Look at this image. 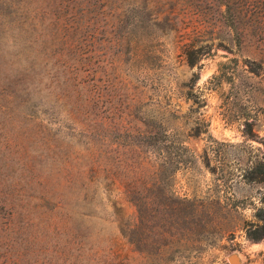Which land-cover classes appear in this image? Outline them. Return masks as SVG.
Wrapping results in <instances>:
<instances>
[{"label": "rangeland", "instance_id": "obj_1", "mask_svg": "<svg viewBox=\"0 0 264 264\" xmlns=\"http://www.w3.org/2000/svg\"><path fill=\"white\" fill-rule=\"evenodd\" d=\"M153 5L133 25L103 0H0V264H264V238L246 236L264 186L242 178L264 153V72L247 71L219 8L175 31L152 25ZM181 36L213 45L189 66ZM146 119L188 149L174 176L137 169ZM164 184L177 205L146 196Z\"/></svg>", "mask_w": 264, "mask_h": 264}, {"label": "trees", "instance_id": "obj_2", "mask_svg": "<svg viewBox=\"0 0 264 264\" xmlns=\"http://www.w3.org/2000/svg\"><path fill=\"white\" fill-rule=\"evenodd\" d=\"M152 1L154 2V8H156L155 15L148 17L152 25L175 31L180 30L181 23H183L187 13L191 11L205 12V10L218 11L219 8L221 22L228 28L231 40L240 50L246 51L248 55L253 57L252 60L247 58L248 62L250 60L251 62H257V66H259V69L250 67L247 71L252 73L264 72V0H103V5L106 6L112 19L137 25L142 22L139 17V9L141 7L147 8ZM151 11H148L149 16L152 15ZM212 45V43H206L196 47L197 45L189 42L188 38L184 39L181 36L180 40V48L189 66L197 65L200 61L199 57L204 55L205 50L211 49ZM78 84H80L79 81L77 82ZM143 124L146 127L152 128V130H143L140 146L142 157L137 169L139 172L151 169L153 175L174 176L186 160L184 154L188 151L187 147L182 141L170 136L161 123L146 119ZM249 124L250 121L245 119L243 125L250 126ZM243 131L246 136H250L247 131ZM94 151L91 155L95 157L96 165L95 167L94 165L91 166L88 171L93 172V176H97L100 172L99 169L101 168L103 171L104 167L101 163V156L97 155L96 152L94 153ZM205 156V165L209 167L207 154ZM242 178L246 181L259 182L264 186V153L254 163L247 166L245 173L242 174ZM138 180L139 176L133 174L130 177L120 179L123 182L122 185L127 200L135 207L139 214L142 196L141 190L137 185ZM158 180L163 181L164 178ZM153 188V185L144 187L146 196L150 197L154 194L163 207H173L180 201V198L168 185L159 186L155 191ZM259 211L263 215L258 216L256 223H251V226H255V228L251 229L249 227L246 230V236L252 241H259L264 238L263 207H260ZM160 213L162 215H169L173 214V210L162 209ZM214 215L213 211L208 212L205 215L206 220H210ZM121 233L132 246L133 250L137 251L140 242L137 225L133 224L131 227L122 228Z\"/></svg>", "mask_w": 264, "mask_h": 264}, {"label": "water", "instance_id": "obj_3", "mask_svg": "<svg viewBox=\"0 0 264 264\" xmlns=\"http://www.w3.org/2000/svg\"><path fill=\"white\" fill-rule=\"evenodd\" d=\"M229 261H230L231 264H237V262H238L235 255H231L229 257Z\"/></svg>", "mask_w": 264, "mask_h": 264}]
</instances>
